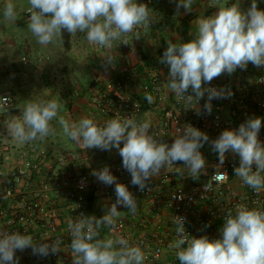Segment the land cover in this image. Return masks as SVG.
Listing matches in <instances>:
<instances>
[{"label": "clouds", "instance_id": "obj_1", "mask_svg": "<svg viewBox=\"0 0 264 264\" xmlns=\"http://www.w3.org/2000/svg\"><path fill=\"white\" fill-rule=\"evenodd\" d=\"M176 15L193 11L194 0H174ZM27 29L40 45L63 42V34L83 33L90 45L104 49L103 67H114L117 56L113 50L120 45L147 37L151 27L159 20L148 4L138 0H28ZM210 7L218 9L211 15L195 20L196 32L187 42L169 40L159 62L168 68L166 86L178 99L191 105L200 114L199 101L207 93L203 108L211 114L213 99L229 98L230 90L206 87L227 73L246 70L249 64L264 67V10L257 0H251L247 9L240 3L220 5L211 0ZM17 5L7 0L3 6V19L15 22ZM148 104L154 97L145 92ZM11 98L0 96V110H9ZM138 107V105H136ZM63 105L56 98L27 99L21 114L6 121L8 135L18 144H27L49 135H56L52 122H58L64 136L85 149L118 150L122 167L130 174V183L143 192L153 177L162 170H171L193 179L207 174V161L201 152L205 143L217 154L219 163L213 181L224 179L218 172L226 154L239 158L234 168L235 176L259 194L264 191V142L259 138L264 117L250 116L237 129H225L210 140L206 132L185 124L177 128V135L169 145L152 133L151 119L138 120L135 115L116 116L98 124L84 117L72 122L61 115ZM182 166H177V164ZM106 186L115 185V202L105 205L104 214L86 216L83 213L67 228L71 236L72 264H145L146 253L136 244L117 235L100 237L102 228H115L118 219L125 215L121 206L135 215L138 201L129 188L117 181L108 166L91 173ZM204 191L211 190L206 183ZM6 198V197H5ZM220 236L210 239L207 235L191 236L185 229L184 217L175 216L176 239L168 245L175 249L179 264H264V209L239 205L223 216ZM34 242L33 237L20 232L0 230V264H19L17 250L31 248L38 256L62 252L61 240Z\"/></svg>", "mask_w": 264, "mask_h": 264}, {"label": "built area", "instance_id": "obj_2", "mask_svg": "<svg viewBox=\"0 0 264 264\" xmlns=\"http://www.w3.org/2000/svg\"><path fill=\"white\" fill-rule=\"evenodd\" d=\"M144 3L150 6L153 0H144ZM258 8L264 10V3ZM25 15L28 16L27 10ZM23 60L26 61L25 58ZM242 71L254 72V80L244 84L228 79L205 85L225 88L232 95L229 98L213 99L212 111L208 114L203 108L207 101L206 93L198 104L199 115L196 110L188 109L195 107V101L188 105L174 95L171 104L167 103L164 83L168 68L144 67L142 70L128 71L115 78L105 92L94 98L102 121L94 120L103 125L117 115L124 118L134 114L141 120L150 111L160 112V120L151 131L169 145L177 135V128L185 124L206 132L210 140H214L225 129H237L250 116L264 117V67L257 68L249 64ZM134 88L138 93H134ZM145 92L153 95L152 104L144 99ZM5 95L11 98V105L9 110H0V122L3 115L15 108L11 90H0V96ZM259 138L264 142V121ZM88 150L90 154L105 151ZM201 152L207 161L206 175L193 179L185 172L182 177L175 173L174 165L171 170H162L157 178L153 177L143 192L130 183L131 176L122 167L121 157L114 169H110L117 181L125 184L135 197L147 199V209L140 223L133 218L121 217L115 228H107L128 239L130 244L139 245L146 253L145 264H159L164 249L169 248L168 245L177 238L173 222L175 216L185 218L184 226L191 236L207 235L210 239H216L220 236L219 226L223 225V216L228 210L235 211L241 204L264 209V191L255 193L234 174V168L239 166V158H232L227 153L223 166L218 168L224 179L213 181L211 176L216 173L218 156L212 151L210 143H205ZM88 156V152L83 154L75 151L53 154L42 145H34L19 152L11 162L0 154V230L28 234L33 239V232H38L40 237H47L50 241L60 239L61 250L65 252L49 254L54 262L52 264H72L68 219L75 220L81 213L91 215L88 193L93 187L96 189V197L98 194L107 196L109 204L116 199L115 186L104 185L90 170L82 171L84 159ZM104 166L101 164L96 170ZM177 166L182 164L178 163ZM5 179L8 181L5 182ZM197 180H200V184L195 183ZM235 180L245 189V195L233 187ZM206 183L213 184L211 190L204 191ZM53 190L60 194L63 202L60 205L52 195ZM6 202L11 205L5 206ZM118 209L121 210V206ZM164 213L170 214L171 222H167ZM139 228L143 233L134 236L133 233ZM15 255L19 264H29L33 258L31 251L17 250ZM48 256H38L39 264H46ZM171 264H179L175 253Z\"/></svg>", "mask_w": 264, "mask_h": 264}, {"label": "crops", "instance_id": "obj_3", "mask_svg": "<svg viewBox=\"0 0 264 264\" xmlns=\"http://www.w3.org/2000/svg\"><path fill=\"white\" fill-rule=\"evenodd\" d=\"M6 2L7 0H0V29H2L1 34L11 31L13 43L16 39H18V41L20 40L19 42L15 43L17 52L18 49H24L25 54L29 57L28 59L31 60L35 65H37V69L30 74L17 72V70L15 69L12 70L11 74L17 81L14 85H17L18 87L26 86L25 82L23 81L25 77L34 73H41V63L42 61H44L45 64L47 63V60L45 59V56H43V58H40L39 60L36 59V57L39 56L41 50L44 53L48 52L49 55L51 54L50 56H52V58H55V63L59 62L61 64L58 69L60 68L59 70L62 72V74L66 73L69 82H72L71 84H74L75 89L79 90L76 100L71 101V111L73 112V116L70 117V121L72 122H78L79 119L84 117L102 121L99 111L97 110L93 101L95 97L105 92L108 88V85L112 83L115 78L127 73L128 71L140 69L142 70L144 67H150L153 69L166 67L159 62L160 57L167 47L166 43L169 40H172L176 43L189 41L193 38L192 34H195L196 32L195 20L198 17L204 15H211L218 10L210 7L211 0H194L193 11L191 13L185 14L184 10L181 9L180 15H176L174 0H153V3L149 7L156 12L155 15L159 22L151 27L147 37L134 41H132V39L130 38V45H120L117 49H114L113 52L117 56L116 65L114 67L109 66L107 69H105L103 67L102 60L105 50L101 49L99 46L90 45L83 33H78L73 37L65 32L63 34L62 43L58 42L56 44H49L46 46L40 45L36 42L35 37H33L27 29L28 16L25 15V12L29 6L28 0H12V2L17 5V19L15 22L7 23L3 19V6ZM138 2L144 3V0H138ZM234 2H241V7L243 9H247L251 4V0H217V3L220 5H230ZM257 2L259 7L264 3V0H257ZM1 39L3 38L1 37L0 40ZM0 43L2 42L0 41ZM254 77V72L242 71L238 69L232 75H228L227 73H225L220 77L215 78L213 81L223 82L225 80L232 79L237 82L248 84L254 80ZM164 88L167 97V103L170 105L174 98V94H172L168 90L166 82L164 83ZM134 93H138V90L136 88H134ZM4 116L5 115H3V117ZM160 117V112L150 111L145 114L144 119H151L152 125H155L159 122ZM30 147H24L19 151H15L13 153L3 152L1 154H3L9 162H11L19 152L29 149ZM73 150L79 151L83 154L88 152V149L83 148L80 144H77L74 141ZM88 155V158L84 159V167H82L85 168V171L96 170L97 166L101 164L108 166L111 170H113L120 158L118 150H116L115 148H113L111 151H101L95 152L93 154L88 153ZM230 156L232 158H238L232 153H230ZM157 177L158 176H156V178ZM7 181L8 179H5V182ZM233 187L241 195L246 194L245 189L239 184L237 180L233 182ZM52 195L59 205L60 203H63L62 199L60 198V194H58L56 191L53 190ZM136 199L138 201L137 213L135 215H132L127 212V209L121 207V211L125 212V215L122 217L126 219L133 218L140 223L141 217L147 209V199L140 197H136ZM106 204H109V198L107 196L98 194L91 215L99 216L104 213ZM10 205V202H6L5 204V206L7 207H9ZM164 215L167 222H171L170 214L164 213ZM222 226L223 225L219 226V230ZM100 233L102 238L106 236L115 238V236L119 235L110 232L107 228H102L100 230ZM142 233V230H140L139 228L133 234L134 236H138ZM33 235L34 242L49 240L47 237H40L38 232H33ZM48 242L51 241L49 240ZM24 251L32 252V249L28 248ZM175 251V249L165 248L161 255L159 264H171ZM62 252L65 251L63 250ZM70 255L72 256V252H70ZM52 263H54L52 260V256L49 255L47 257L46 264ZM29 264H39L38 255L33 254V258L31 259Z\"/></svg>", "mask_w": 264, "mask_h": 264}, {"label": "rangeland", "instance_id": "obj_4", "mask_svg": "<svg viewBox=\"0 0 264 264\" xmlns=\"http://www.w3.org/2000/svg\"><path fill=\"white\" fill-rule=\"evenodd\" d=\"M1 32L2 29H0V38H3L0 40L2 42L0 43V90H11L16 106L14 110L8 113V115L5 114L0 122V154L3 152L13 153L31 145H42L53 154H59L66 151L79 152L73 150V141L63 135L60 125L55 120L52 124L56 128L57 134L49 135L44 139H38L21 145L8 135L5 127L6 121L13 116H19L21 114V109L27 99L36 100L56 98L63 105L60 114L63 115L65 119L70 120V117L73 116V112L71 111V101L76 100L79 90H76L74 84L69 82L67 74H62L59 70L60 68L58 69L61 64L59 62L55 63V58H52V56H50L51 54L49 55L48 52L44 53L42 50L40 51L39 56L36 57V59L39 60L45 56V59L47 60V63L44 64V61L41 63V73H34L25 77L23 81L26 86H15L14 84L17 81L11 74V71L14 70L13 63L16 61L20 62L23 58L28 60L29 57L25 54L24 49H18L17 52L15 43L20 40L18 41V39H16L13 43L11 31L4 34H1Z\"/></svg>", "mask_w": 264, "mask_h": 264}, {"label": "trees", "instance_id": "obj_5", "mask_svg": "<svg viewBox=\"0 0 264 264\" xmlns=\"http://www.w3.org/2000/svg\"><path fill=\"white\" fill-rule=\"evenodd\" d=\"M13 67H14L15 70H17V72H21V73H24V74H30V73H32L33 71H35L37 69V65H35L29 59L26 60V61L22 60L20 62L13 63ZM6 115H8V114H6ZM87 151H88L89 154L91 153L90 150H87ZM49 152H51V151H49ZM82 171L84 172L85 168H82ZM195 183L196 184H200V180H197V182H195ZM95 194H96V189L93 187V188L90 189V191L88 193V208H89L90 212H92L93 209H94V204H95V201H96V198H97Z\"/></svg>", "mask_w": 264, "mask_h": 264}]
</instances>
